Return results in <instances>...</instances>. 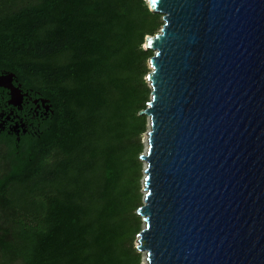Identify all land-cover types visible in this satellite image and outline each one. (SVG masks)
<instances>
[{
  "label": "trees",
  "instance_id": "obj_1",
  "mask_svg": "<svg viewBox=\"0 0 264 264\" xmlns=\"http://www.w3.org/2000/svg\"><path fill=\"white\" fill-rule=\"evenodd\" d=\"M162 25L146 0H0V75L29 119L0 131V264H142L144 45Z\"/></svg>",
  "mask_w": 264,
  "mask_h": 264
},
{
  "label": "water",
  "instance_id": "obj_2",
  "mask_svg": "<svg viewBox=\"0 0 264 264\" xmlns=\"http://www.w3.org/2000/svg\"><path fill=\"white\" fill-rule=\"evenodd\" d=\"M146 264H264V0H147ZM13 74L1 86L21 100Z\"/></svg>",
  "mask_w": 264,
  "mask_h": 264
},
{
  "label": "flooded vegetation",
  "instance_id": "obj_3",
  "mask_svg": "<svg viewBox=\"0 0 264 264\" xmlns=\"http://www.w3.org/2000/svg\"><path fill=\"white\" fill-rule=\"evenodd\" d=\"M4 89L5 87L0 85V131H5L8 125H10L12 122H17V120L23 123V127H26L27 121L29 119H28V114L22 112L23 107L21 106V104L23 101V97L21 100H19L15 98L13 95H10L7 101H5L6 91ZM8 93L10 94V91ZM15 106H19L18 111L21 113V115L17 114V115H14V118H11L10 115L13 114V109ZM8 112L10 115H7ZM37 114H38V111H37ZM15 133L16 134L19 133V130L17 128H16Z\"/></svg>",
  "mask_w": 264,
  "mask_h": 264
},
{
  "label": "rangeland",
  "instance_id": "obj_4",
  "mask_svg": "<svg viewBox=\"0 0 264 264\" xmlns=\"http://www.w3.org/2000/svg\"><path fill=\"white\" fill-rule=\"evenodd\" d=\"M146 1H147V0H146ZM147 2H148V1H147ZM158 32H159V31H158ZM148 69H149V71L151 70L149 64H148ZM146 82H147L148 86H150L149 81L146 80ZM147 123H148V120H147ZM148 129H149V127L147 126V130H148ZM146 139H147V136H146V133H144L143 136H142V142H143V145H144L143 153H144L145 148H146V145H147V140H146ZM3 155H4V148H3L2 146H0V174H1V173L5 170V168H6V166H5V161H4V159H3ZM141 161H142L141 192H142V194L144 195V190H143V187H144V185H143V178H144V176H145L144 168L146 167V163H145V161H143V160H141ZM143 226H144V224H143V222H142V228H143ZM134 244H135V247H138V246H139V237H138V236L136 237V240H135ZM141 262H142V264H146V252H145V251H141Z\"/></svg>",
  "mask_w": 264,
  "mask_h": 264
},
{
  "label": "bare ground",
  "instance_id": "obj_5",
  "mask_svg": "<svg viewBox=\"0 0 264 264\" xmlns=\"http://www.w3.org/2000/svg\"><path fill=\"white\" fill-rule=\"evenodd\" d=\"M0 83H2V84H3V83H5V82L1 80V81H0Z\"/></svg>",
  "mask_w": 264,
  "mask_h": 264
}]
</instances>
